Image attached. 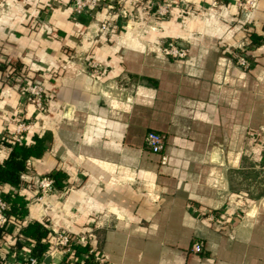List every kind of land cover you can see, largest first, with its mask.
<instances>
[{"label":"crops","instance_id":"crops-1","mask_svg":"<svg viewBox=\"0 0 264 264\" xmlns=\"http://www.w3.org/2000/svg\"><path fill=\"white\" fill-rule=\"evenodd\" d=\"M168 1L167 18L144 10L104 31L103 5L73 15L71 0H0V51L55 71L49 115L26 135L43 144L27 178L57 176L51 208L30 203L27 186L2 185L25 200L23 224L46 227L47 264L65 258L52 246L58 228L87 234L112 264H264V0L242 11L232 0ZM253 35L263 44L242 68L232 55ZM158 38L186 46L187 60L163 57ZM90 57L104 76L84 69ZM3 89L10 138L6 120L36 115ZM148 131L166 137L163 165L144 146ZM9 149L0 145V163ZM14 241L1 239L0 253Z\"/></svg>","mask_w":264,"mask_h":264},{"label":"built area","instance_id":"built-area-1","mask_svg":"<svg viewBox=\"0 0 264 264\" xmlns=\"http://www.w3.org/2000/svg\"><path fill=\"white\" fill-rule=\"evenodd\" d=\"M108 1V0H107ZM127 1L132 4L135 11H151L156 18H166L170 15L172 8H174V2L168 0H121ZM120 0H112V2L105 3V0H71L70 6L73 15H80L86 9H95L103 5L109 16L107 21L102 24V29L109 28L111 26V14L116 15L119 21L127 17L125 9L117 7L121 4ZM235 1L238 8L242 10L251 9L255 6V0H232ZM117 7V8H115ZM109 26V27H108ZM156 45L159 52L165 58H169L174 61H184L188 57V48L174 41L156 40ZM237 65L242 68H248L250 63L247 59L246 53L236 52L232 55ZM87 72L93 77H102L105 74V67L101 65L94 58L90 57L86 61ZM15 70V69H14ZM12 70L14 82L9 80L15 85V90L19 93V101L22 104H29L33 107L36 117L30 119H22L20 115L12 116L6 120L9 125L13 127V130L9 132L11 142L24 144L27 143L26 135L29 133L35 124L41 122L49 115L50 112V99L51 97L44 92L42 87V81L38 78H29L22 70ZM14 72V73H13ZM12 78V77H9ZM39 79V80H38ZM20 116V117H19ZM4 120V112L0 108V123ZM8 133V132H7ZM7 138L2 132H0V141ZM166 145V137L162 133L155 131H148L144 137V146L146 149L153 153L160 155V164L167 162V156L164 154ZM29 161V160H27ZM260 169L264 171V152ZM26 171V170H25ZM25 171L20 174V184L18 188L24 186L29 187L32 192V196L29 199L30 203L34 202L39 205L44 213L51 208L50 198L56 193V182L53 176H32L27 178ZM9 203L2 198L0 192V226L5 225L10 231L11 235L15 236V244L4 243L6 247L1 250L0 263L1 264H46V255L36 256L32 253V242L20 234V229L23 225L22 220L15 219L8 214ZM52 246L54 251L61 252L64 256L71 255L73 253V247L75 245H83L86 248L85 253L79 257L72 259L74 264H112L106 257L97 254L93 247L90 246L89 237L85 233L71 234L68 231L58 228L52 230ZM192 250L201 252L199 243L195 242L192 245Z\"/></svg>","mask_w":264,"mask_h":264},{"label":"trees","instance_id":"trees-1","mask_svg":"<svg viewBox=\"0 0 264 264\" xmlns=\"http://www.w3.org/2000/svg\"><path fill=\"white\" fill-rule=\"evenodd\" d=\"M263 1V0H262ZM264 2V1H263ZM260 36L253 35L251 41L245 48L240 49V52L247 53L250 47H256L263 44ZM21 65V64H19ZM22 70V67H20ZM22 73L23 70H22ZM27 71L25 72V74ZM33 74V73H32ZM27 75V74H26ZM55 74L48 80L53 82ZM45 93L50 96V88H45ZM11 138H4L0 141V145H4L9 149V154L6 160L0 163V192L3 199L9 203L8 214L15 219L21 220L26 214V202L23 200L17 191H5L2 185H10L14 188H18L20 184V174L26 170L27 160L37 157L42 151V141L40 138H34L32 142L24 144L12 143ZM57 179V176H54ZM55 182H57L55 180ZM58 183V182H57ZM56 183V185H57ZM20 234L26 238L33 239L32 253L36 256H41L48 249V242H45L46 227L40 222L34 221L28 224H23L20 229ZM11 235L8 228L3 225L0 226V240L6 236ZM14 243H16L14 241ZM14 245V244H13ZM86 248L83 245H75L73 247V253L71 255H65L62 264H74L72 259H75L85 253ZM1 264V263H0ZM85 264V263H82Z\"/></svg>","mask_w":264,"mask_h":264},{"label":"rangeland","instance_id":"rangeland-1","mask_svg":"<svg viewBox=\"0 0 264 264\" xmlns=\"http://www.w3.org/2000/svg\"><path fill=\"white\" fill-rule=\"evenodd\" d=\"M144 1H146V0H144ZM105 3L107 4L109 2L107 0H105ZM255 5H256V0H255ZM117 7H120L122 9H125L126 10V13L128 15H127V17L123 18L124 20L134 19L133 18V14H135L136 16H137L138 13L143 14L142 11H138L137 12V11L133 10V7L134 6L132 4H130V3H128L127 1H125V2L121 1V4L119 6H117ZM117 7H115V8H117ZM108 17H110L109 14H107L105 16V20H104V22L102 24H104L107 21ZM115 19H116L115 13L114 14H111L110 20L112 21V20H115ZM158 19H161L162 20L163 18H158ZM125 28H129V26L126 23H125ZM101 29H102V27H101ZM106 29H108V28H105V29H102V30L105 31ZM123 29H124V26H123ZM156 29L158 30V28H156ZM157 40H159V38ZM185 60H187V59H185ZM86 61H87V59L83 61L84 62V65H85L84 66L85 67L84 68L85 70H87V68H86ZM27 65L28 66H26V68L24 67V69H22L23 72L25 73L27 71L26 74H27V77H29V78H37L36 77V75H37L38 78L42 81L41 84H42V87L44 89V92H46L45 91L46 81L50 77H53V75L55 74L54 73L55 71L53 70V68L52 67H48V66H43V65H41V64H39L37 62H34L32 60H31L30 64H27ZM20 67L21 66L19 65L18 61L14 60V59H12L10 57H8L6 51H0V84H1V89H2L3 86H5V89L6 90L3 89V92H5V94H6L7 97H11V95L15 94L17 96V98L19 99V93H18V91L15 90V85L12 83V82L15 83V81H14L15 76H13V74L11 72L14 69L15 70H19ZM15 70H14V72H15ZM9 77H12V78H9ZM54 78H55V76H54ZM9 80H12V82H10ZM12 88H13V90H11ZM50 97H51V92H50Z\"/></svg>","mask_w":264,"mask_h":264},{"label":"water","instance_id":"water-1","mask_svg":"<svg viewBox=\"0 0 264 264\" xmlns=\"http://www.w3.org/2000/svg\"><path fill=\"white\" fill-rule=\"evenodd\" d=\"M45 263H46V261H45ZM47 264V263H46Z\"/></svg>","mask_w":264,"mask_h":264}]
</instances>
